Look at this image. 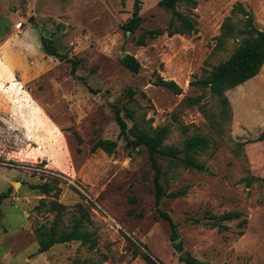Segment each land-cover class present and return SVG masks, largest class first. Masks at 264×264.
Returning <instances> with one entry per match:
<instances>
[{"label": "rangeland", "instance_id": "obj_1", "mask_svg": "<svg viewBox=\"0 0 264 264\" xmlns=\"http://www.w3.org/2000/svg\"><path fill=\"white\" fill-rule=\"evenodd\" d=\"M158 1L137 2L142 20L131 33L122 25L136 0H0V194H6L0 264H148L145 253L157 264H264V140L254 141L264 131V63L225 91L226 101L189 84L241 41L236 31L221 36L226 18L235 30L243 26L233 5L240 3L264 29V0L180 2L177 9L196 21V30L146 37L139 45L143 31L169 24L171 13ZM44 39L60 57L44 51ZM126 54L139 62L138 72L122 65ZM69 59L77 61L75 75ZM157 76L182 92L157 85ZM194 97L198 101L190 102ZM115 108L131 139L134 124L148 131L166 126L165 146L181 147L193 134L208 137L209 148L191 153L207 170L160 156L165 194L156 205L148 152L119 136ZM98 139L115 140V151L90 152ZM52 176L62 180L58 196L30 188ZM251 176L250 184L242 181ZM181 189L183 195H169ZM55 198L65 205L56 225ZM78 204L89 217L80 230L95 237L96 246L76 240L41 252L37 232L54 225L58 233L70 230ZM234 210L244 213L243 227L235 219L219 231L204 218ZM159 211L175 223L178 242ZM106 214L124 231L109 230Z\"/></svg>", "mask_w": 264, "mask_h": 264}, {"label": "trees", "instance_id": "obj_2", "mask_svg": "<svg viewBox=\"0 0 264 264\" xmlns=\"http://www.w3.org/2000/svg\"><path fill=\"white\" fill-rule=\"evenodd\" d=\"M136 0L134 5L133 15L123 23L122 27L124 30L133 33L141 23V16L138 14L139 6ZM180 2L195 7L196 0H159V6L170 11L171 16L169 19V24L166 29H153L143 31L136 43L139 45L145 44L146 37H155L161 34L166 33L171 36L175 33H189L196 30V21L192 18L181 13L177 9V5ZM232 12H239L244 16V23L242 28L235 30L229 18H226L224 23L221 26V36H229L234 31L242 35V39L237 45V47L232 51V53L223 61L218 62L216 65H213L211 70L203 77L195 78L190 81V85L196 86L202 89L208 88L211 94L218 96L223 101H226L224 98V93L228 89L234 88L250 78L254 77L260 71L264 63V29H258L253 20V15L244 9L240 3H235L232 7ZM175 22H178V26H175ZM42 48L47 54L55 55L60 57L56 48L50 40L44 39L42 41ZM71 63L70 73L75 75L77 61L74 59H69ZM121 63L124 67L132 72L139 71V62L135 59L134 56L126 54L121 58ZM156 84L166 87L173 91L176 94L182 92V88L173 80H166L161 76L156 77ZM198 97L189 98V101L194 103L198 101ZM131 115V114H129ZM115 119L119 126V136L123 137L126 141V145L131 149H134L140 145L144 146L148 152V158L150 164L154 170L153 175V186L155 193V204L157 205L161 200L162 196L165 194V190L162 187L159 179L161 177L162 171L158 164V158L160 156H165L172 160L180 162L186 168H193L197 171H206L207 167L200 161L193 158L191 155L192 152L196 150H205L210 147L211 140L203 135L193 134L192 136L186 138L183 142V146H165L163 144L169 130L166 126L157 127L151 131L144 130L140 128L137 124L133 125V138H128L126 134V122L121 117L119 110L115 108ZM76 141L78 144L81 143V138L77 133L73 132ZM264 140V131L261 132L255 139ZM117 147V142L111 139H98L90 146V152H95L98 149L103 150L107 154H112ZM59 176H52L50 180H46L41 184H30V188L39 189L41 193L48 194L50 191H54V195L58 196L61 191L59 183L62 181ZM255 178L245 177L242 178V181H245L246 184H250ZM264 182V178H262ZM185 193V189L177 190L171 192L170 196H180ZM5 193L0 194V199L5 197ZM52 210H56V217L54 224H57V221L61 217V212L65 208V205L59 202L56 198L51 201ZM80 211V216L74 221L72 228L66 232H57L55 225L50 228L47 232H37L38 242L40 245L39 250L46 251L55 243H64L70 241L80 240L81 242L89 241L90 248H93L97 244L95 237L89 238L86 232L80 230V227L83 225V220L88 219L87 210L82 207L81 204H78ZM159 215L165 219L170 227L171 236L173 238L178 237L175 229V223L171 217L166 212L159 211ZM204 218L207 219V224L217 227L219 231L228 229V226L225 222L232 220H239L238 225L244 226L247 222L244 213L239 210L227 211L222 214L216 215L210 212H206ZM199 222V218L195 219ZM39 231V230H38ZM241 233V231L239 232ZM143 258L148 264H157L156 261L147 253L143 254ZM187 264H201L193 259H187Z\"/></svg>", "mask_w": 264, "mask_h": 264}, {"label": "built area", "instance_id": "obj_3", "mask_svg": "<svg viewBox=\"0 0 264 264\" xmlns=\"http://www.w3.org/2000/svg\"><path fill=\"white\" fill-rule=\"evenodd\" d=\"M20 26H21V23L18 24L17 28H20ZM105 222H106L107 228L111 231H115V232L121 231V230L124 231L121 228V226L118 224V222L114 218H112L111 216H109L107 214L105 215Z\"/></svg>", "mask_w": 264, "mask_h": 264}, {"label": "water", "instance_id": "obj_4", "mask_svg": "<svg viewBox=\"0 0 264 264\" xmlns=\"http://www.w3.org/2000/svg\"><path fill=\"white\" fill-rule=\"evenodd\" d=\"M180 240V238L179 237H176L175 239H173V242H178Z\"/></svg>", "mask_w": 264, "mask_h": 264}]
</instances>
